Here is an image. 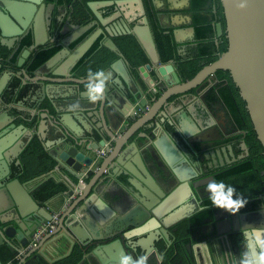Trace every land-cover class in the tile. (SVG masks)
<instances>
[{
  "label": "water",
  "instance_id": "water-1",
  "mask_svg": "<svg viewBox=\"0 0 264 264\" xmlns=\"http://www.w3.org/2000/svg\"><path fill=\"white\" fill-rule=\"evenodd\" d=\"M166 1L171 11L191 6V0ZM221 3L226 20L228 49L192 79L183 81L173 60L165 64L161 62L143 0L89 1L88 7L95 20L81 26L71 23L72 17L69 16L70 24L61 34L66 35L71 30L72 33L57 45L61 47L60 50L30 73L26 62L32 52L36 56L39 51L49 49L47 27L39 24L45 15V0H0V54L4 53V49L10 52L6 56L7 65L3 64L5 58L0 56V249L8 245L14 252L16 248L11 243L17 237L20 243L18 251H24L33 241L37 229L53 218L51 212L34 200L28 184L13 177L12 165L21 163L20 155L35 134L44 141L46 149L56 159V170L62 166L81 178L93 176L85 188L77 191V198L64 209L56 231L48 233L30 248L24 254L22 263L38 252L41 254L38 258L50 259L45 251L46 243L51 240L54 246H61L60 239L64 237L71 245L77 244L85 251L93 248L87 254L94 258L90 264H115L121 253L133 258L147 254L148 264H155L150 258L158 249L157 243L165 241L167 249L174 244L170 229L183 219L178 206L195 175L197 165L190 161L186 147L201 142L195 137L205 129L195 114L197 107L192 101L185 103L184 99L190 95L193 101L200 99L201 85L217 79L219 70L230 71L241 97L246 101L258 139L264 146V0H221ZM242 3L244 7H240ZM156 5L162 9L165 3L155 0ZM54 7L51 4V9ZM108 8H113L114 12L105 16L104 9ZM187 20L188 26L173 29L180 46L179 52L187 38L191 41L196 39L193 19L188 16ZM94 26L99 27L74 49L70 47ZM127 34H133L138 39L154 68L153 74L146 78L147 88L134 78L128 59L114 41L115 37ZM223 34V25L218 23L217 43ZM27 35L32 36L33 43L14 62ZM101 35L105 36L103 45L117 53L118 58L104 69L105 75L111 77L105 100L93 104L81 89L86 81L72 70ZM16 42H20L18 47L15 46ZM8 66L20 68L16 76L21 79L22 88L31 87L29 93H35L38 107L29 106L27 109L25 100L19 103L8 100L5 93L12 90L10 84L14 77L12 72L2 70V67L6 69ZM45 67L54 68L52 74L56 78L48 77L44 72ZM33 73H37L38 77ZM35 82L40 84V88L35 87ZM47 82L70 83L75 90L62 97L60 102L51 96ZM19 90L20 87L15 93ZM118 96H126L133 110L126 112L116 101ZM176 98L180 99L183 107L176 105ZM75 101H79L80 110L69 112L68 106ZM16 103L21 108L15 106ZM10 106L21 113L14 114ZM89 112L101 120L98 126L102 129L99 141L91 134L94 131L82 135L78 130L82 115L93 118ZM138 114V118H133ZM20 119L23 122L18 124ZM149 122H153L149 134L137 133ZM31 124L35 126L31 127ZM49 126L61 134L59 147H53L47 139ZM138 134L148 139L141 148L135 139ZM83 144H86L87 151L80 149ZM99 148H104L106 154L99 155ZM244 148L248 150L246 143ZM125 159L131 161L135 168L124 162ZM118 167H122L123 171L119 172ZM109 169L114 185L106 184L105 173H109ZM122 173L127 177L123 178ZM93 197L97 199L93 200ZM262 202L263 208L245 214H216L218 221L214 231L222 247L229 251L224 258L230 264L232 256L229 254L235 255L241 248L229 239L238 233L241 235V230L245 228H264V197ZM96 204H107V209L101 212L93 206ZM223 224L227 225V230H221ZM160 258L163 259V256L160 255ZM195 261L201 264L196 258ZM0 264H3L1 259Z\"/></svg>",
  "mask_w": 264,
  "mask_h": 264
},
{
  "label": "trees",
  "instance_id": "trees-1",
  "mask_svg": "<svg viewBox=\"0 0 264 264\" xmlns=\"http://www.w3.org/2000/svg\"><path fill=\"white\" fill-rule=\"evenodd\" d=\"M50 1L72 5L74 7L73 19L77 24L84 26L95 19L87 3L91 0ZM146 1L148 4V16L161 62L165 64L173 60L183 81L192 79L204 66L216 61L227 51L229 41L226 37V20L221 0H192V7L189 11L193 16L197 47L193 55L186 57H183L179 53L180 46L176 42L173 29H168L162 24L159 15L160 11L152 5V0ZM112 9L113 8H109L110 11H112ZM218 23H222L224 34L219 38V42L217 43ZM97 27L98 26L92 27L73 42L71 48L74 49L77 45L82 43L97 29ZM104 39L105 36L101 35L77 66L74 67L72 71L76 76L85 78L89 68H91L92 71L104 70L118 58L117 53L103 45ZM114 41L128 59L130 71L134 78L144 88H147L146 78L153 74L154 68L138 39L133 34H127L115 37ZM27 43L31 44V39H28ZM60 49L61 47H54L49 51H43L38 54V57L34 60L32 65L29 66L30 71L33 72L39 69ZM8 54L9 51L5 50L2 55L7 56ZM16 60L17 57L13 59L15 62ZM217 79L218 83L209 91L208 99L221 100L231 115L248 132L246 140L250 148L251 156L245 163L240 165L243 168L238 169L237 167L231 170L232 176H236L235 174L240 171H246L248 173V171L252 169L254 178L251 180V186H253L254 189H258L261 185V170L264 169V146L258 139L250 113L246 107V101L241 97L239 87H237L233 81L230 71L219 70L217 72ZM11 86L12 90H8L6 94L8 100L13 102H17V100L24 98L31 89V87H23L18 93H15L16 88L22 87L21 79L17 76L14 77ZM30 126L33 127L35 125L31 124ZM20 161L21 163L19 165L15 163L12 165V172L13 177L20 179L21 182L27 183L42 175H47V177L40 181L31 191L32 197L39 204L45 205L54 197L68 191L69 185L64 180L50 174L56 168L57 161L46 149L44 141L37 134L21 153ZM208 214L214 216L215 210L209 211ZM179 239H181V237H179L169 249L166 248L168 251L166 252L164 261L160 264H196L192 255L190 256V254L185 251V249L187 250V246L193 244L192 239L188 236L182 240ZM238 240L239 242H234V244L241 248V235H239ZM81 252L80 249L75 248L69 256L58 261L56 264H77L82 258ZM240 252H236L235 255H239Z\"/></svg>",
  "mask_w": 264,
  "mask_h": 264
},
{
  "label": "flooded vegetation",
  "instance_id": "flooded-vegetation-1",
  "mask_svg": "<svg viewBox=\"0 0 264 264\" xmlns=\"http://www.w3.org/2000/svg\"><path fill=\"white\" fill-rule=\"evenodd\" d=\"M143 1L148 15L147 1ZM154 1L155 0H152L153 6ZM45 4V15L39 20V24L42 26L44 24L47 27V34L49 38V44L47 45V47H49V49L46 51H49L50 49L57 47L62 39L66 38L69 34L72 33L71 30L66 35L61 34V31L70 24L69 16L72 17L70 19L71 23H77H75L73 19L74 7L72 5L59 4L50 0H45ZM51 4L55 5L54 9H51ZM156 6L157 7L155 8L160 11L159 15L161 18L163 11H161V7H159L158 5ZM191 7L192 0L191 6L188 7V9L190 10ZM189 10V14L192 15ZM104 12L105 16H108L113 14L114 10L112 9V11H110L108 8L104 9ZM131 26H133V24H131ZM217 37L218 36H216V38ZM28 39H31V44L27 43ZM32 43L33 39L31 35H27L22 40L21 45L20 42H16L15 46L18 47L20 45V47L15 57H17L18 59L21 52H23L26 47L31 46ZM189 44H193V48H196V39L191 41V43ZM41 52L39 51L38 54H40ZM9 54L7 56H9ZM38 54H36V56H33L32 52L31 57L26 62V67L29 68V66L32 65L34 60L38 57ZM0 56L3 55L0 54ZM3 57L5 58L3 64L7 65L8 57ZM2 70H8L13 73L14 77H16L20 68L16 66H8L6 69L2 67ZM28 70L29 72H31L30 69ZM217 83L218 79L216 78L203 83L200 87V99H198L197 101H192V104L197 107V109L195 110V114L202 122V125L203 127H205V129L204 131L202 129L200 133L195 137V140H201V142H195L189 147H186L188 153L190 154V161L197 166H195V175H193L192 182H190L189 184L190 188L186 189L185 198L182 199L178 206L179 210H181L182 212L183 219H181L178 224L172 226L170 229V233L174 236V243L178 240L179 237H181V239L179 240H182L187 236L192 239L193 244L187 246V250L185 249V251L186 253L188 252L190 256L192 255L193 259L196 256L202 258L206 257L205 254L207 253V251L208 253L212 251V241L217 239L216 232L214 231V226L218 221L216 219V214L222 213L223 210L217 209L212 206L210 200L208 199L209 194L205 191V185L210 182V180H216L218 182L224 181L226 184L232 185L236 189V192L238 194L243 195V197L248 202L245 207L242 208L238 213L245 214L247 212L263 208L262 198L264 197V169L261 170V185L258 189H254V187L251 186V180L254 178L252 175V169L251 171H248V173L246 171H240L235 174L236 176H232L231 170L237 167L238 169L243 168L240 165L245 163L251 156L250 148L246 140L248 132L231 115V113L221 100L208 99L209 91ZM21 88L22 87L20 86V89ZM29 96L34 97L35 93L31 91L29 93ZM30 106V108L38 107L37 101L34 100ZM9 109L12 112V106H10ZM245 143L248 150L244 148ZM211 210H215L214 216L208 214V212ZM227 229L228 227L226 224H223L221 226V230ZM239 235L240 233L232 236V238L229 239L231 240L232 244H234V242H239ZM157 244L158 249L157 251L155 250L152 253L150 260L155 264H160L162 261H164L166 252L168 250L166 249L165 241L162 240ZM199 244H206L208 246L206 247L207 250L204 249V252H202L199 246H197ZM160 255L163 256V259H159Z\"/></svg>",
  "mask_w": 264,
  "mask_h": 264
},
{
  "label": "crops",
  "instance_id": "crops-1",
  "mask_svg": "<svg viewBox=\"0 0 264 264\" xmlns=\"http://www.w3.org/2000/svg\"><path fill=\"white\" fill-rule=\"evenodd\" d=\"M163 1L164 0H162V2ZM164 3H165V6L161 10V11H163L162 12L163 14L161 17V22L166 28L175 29L176 27L188 26V20H187L188 16L192 17V19H193V16L190 15L188 12V10H189L188 6H185L180 10L171 11V10H169L168 2L165 0ZM191 40L192 39L189 40L187 38V40L184 42V46L182 47V50H180L181 52H179L183 57L193 55L195 50H196V48H193V44H189V43H191ZM53 70H54V68H48V67L44 68V72L48 74V77L56 78L52 74ZM33 75L38 77L37 73H33ZM110 79H111V77H110ZM35 83H34L35 87L40 88V84H38L37 82H35ZM47 84L50 88L49 90H50L51 96H55L58 99V101H60V102L62 101V99H61L62 97L73 93L75 90V87L73 88V86H71L70 83L59 84V83L47 82ZM81 89L84 90V85H82ZM180 98H181V96H180ZM192 99H194V98H193V96L190 95L189 97L185 98L184 100H185V103L189 104L190 101H193ZM24 100H25V105L27 106V109H29V106L33 103V101L35 99H34V97H31V96H29V94H27L24 98L17 100V103L22 102ZM116 101L122 106V108L126 112H130L133 110V108L131 107V105L128 103V101L126 99V96H118ZM17 103L15 104V106L21 108V106L18 105ZM176 104L178 106L180 105V108L183 107L180 99H177ZM175 110L176 109H174V111ZM12 112L16 115L21 113L16 108L12 109ZM86 112H88V111H86ZM89 115L93 116V113L89 112ZM139 116H140V114L133 116V118L136 119ZM81 120H82L81 127H79L80 129H78L79 132L82 135H86V134H89V131H91V132L94 131V133H91V134H94L97 137V139H96L97 141L101 140L100 134H101L102 129H100L98 127L99 122H101L100 118L93 116V118L91 119L90 117L82 115ZM92 120H94V121H92ZM157 120H158V117L155 119V121H157ZM22 122L23 121L21 119L17 121L18 124H20ZM95 122H98V124ZM82 124H84V127ZM152 125H153V122L147 123L143 128L139 129L137 131V133L139 132L142 134L145 132V133L149 134L152 130V128H151ZM119 129L122 130L121 127ZM203 131H204V129H203ZM195 133L198 134L197 131H195ZM47 136H48L47 139L50 140V143L52 144L53 147H59L60 146L58 139H60L61 134L56 132L51 126H49ZM135 139H136V143L138 144V146L140 148L143 147L148 141V139L140 137L139 134L135 137ZM133 140H134V138L132 139V141ZM93 141H95V140H93ZM86 148H87L86 144H83L82 146H80V149H82L84 151H87ZM101 149H104V148H99L98 150H101ZM98 150H97V153H98ZM133 152L134 151H132L131 153H133ZM124 162H126L132 168H135L131 161H128L125 159ZM118 169H119V172L123 171L122 167H118ZM50 174L55 175L57 178L64 180L69 185V189L65 193L60 194V195L54 197L53 199H51L47 204H45V205L40 204V206L45 208L46 210H48L52 214H54L56 212H61V215H63L64 209L68 207L66 205L67 199L70 198L71 195H74V198L72 199V201L75 198H77V191L79 189L82 190L83 188H85V186L89 183L90 179L93 176L92 174L90 176L89 175L83 176L82 178L84 179V183H81L80 182L81 177H78V176L72 174L67 168L62 167V166H59L58 170L54 169ZM110 175H111V169H109V173L108 172L105 173V178H107L106 184L109 182L111 185H114L115 183H113L110 180V178H111ZM121 176H123V178L127 177V175H125L124 173H122ZM46 177H47V175L41 180H35L32 182L31 181L27 182L30 193H31L32 189H34L35 186H37V184L40 181L44 180ZM72 193H74V194H72ZM222 212L224 215L228 214V212H225V211H222ZM46 235H44V236H46ZM60 241H62L61 246H58V245L54 246V244L51 243V240H49L46 243L45 251L48 254V257L50 259H46L43 257L38 258V256L41 255L38 252V253H34L32 256H30L27 259L26 263H22V259L24 257V254L27 253L28 250L26 248L22 252L18 251V248H20V243H19L18 238L16 237V238L12 239V243H11L16 248V250L13 252L9 249L8 245H4L0 249V259H1L3 264H56V263H58V261L69 256L75 248H78V249H80V251H82L81 252L82 258L80 259V261L77 264H90V261L94 260L92 255L90 257L87 256V254L89 255L93 248H90L89 250L85 251L77 244L71 245V243L69 241H67L64 237H62L60 239ZM211 244H212L211 245L212 251L210 253H208V251H207V253L205 254L206 257L202 258V257L196 256L195 258L198 259L201 264H228L229 260L227 262V259L224 258V254L229 253V251L227 249H225L224 247H222L221 243L217 239L212 241ZM197 246H199V248H200V250H202V252H204V249L207 250L206 247H208L206 244H199Z\"/></svg>",
  "mask_w": 264,
  "mask_h": 264
},
{
  "label": "clouds",
  "instance_id": "clouds-1",
  "mask_svg": "<svg viewBox=\"0 0 264 264\" xmlns=\"http://www.w3.org/2000/svg\"><path fill=\"white\" fill-rule=\"evenodd\" d=\"M244 6L243 3L240 5V7ZM83 79L86 81L83 95L87 97L90 103L95 104L105 100L106 87L110 76H106L104 70L92 71L89 68L86 77ZM80 108L79 101H75L68 106V111L76 113ZM205 191L209 194L208 199L211 201L212 206L231 215H236L248 202L242 194L236 192L232 185L226 184L224 181L210 180L205 185ZM95 199L97 197H93V200ZM93 206L101 212L107 209V204ZM241 248L239 256L229 254L232 256L231 264H264V228L242 229ZM148 259L147 254L133 258L129 254L121 253L115 264H148Z\"/></svg>",
  "mask_w": 264,
  "mask_h": 264
},
{
  "label": "built area",
  "instance_id": "built-area-1",
  "mask_svg": "<svg viewBox=\"0 0 264 264\" xmlns=\"http://www.w3.org/2000/svg\"><path fill=\"white\" fill-rule=\"evenodd\" d=\"M98 154L99 155H105L106 152L104 149L98 150ZM81 183H84V179L81 178L80 180ZM74 198V195H71L70 198L67 199V206L69 205V202L72 201V199ZM61 217V212H56L53 214V218L52 220L48 221L46 224L41 225L37 231L36 234L34 235V239L31 242V244L28 246L27 250H29L30 248L34 247L37 245V243L40 241V239L48 234V233H52L54 231H56L57 227H58V223Z\"/></svg>",
  "mask_w": 264,
  "mask_h": 264
}]
</instances>
